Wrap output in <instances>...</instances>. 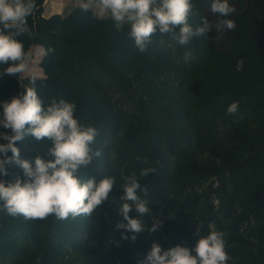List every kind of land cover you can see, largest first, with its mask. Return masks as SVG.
Masks as SVG:
<instances>
[{"label": "trees", "instance_id": "16d2710c", "mask_svg": "<svg viewBox=\"0 0 264 264\" xmlns=\"http://www.w3.org/2000/svg\"><path fill=\"white\" fill-rule=\"evenodd\" d=\"M95 1L0 0V264H264V0Z\"/></svg>", "mask_w": 264, "mask_h": 264}, {"label": "rangeland", "instance_id": "374dc122", "mask_svg": "<svg viewBox=\"0 0 264 264\" xmlns=\"http://www.w3.org/2000/svg\"><path fill=\"white\" fill-rule=\"evenodd\" d=\"M133 3L134 4L132 5L130 4L129 0H118V12L124 20H129L134 24H139L140 17L159 15V11L157 6L155 5L154 0H134ZM218 4H225L230 12H235L237 10L236 0H219ZM49 5L50 3L47 5V7ZM79 5L91 9L93 13L98 17H105L111 14V11L108 8L102 6L95 0H59L60 13L62 15H66L68 12L71 11L72 8ZM30 53L31 57L27 58L23 65L20 67V79H24L30 76L36 78H43L44 74L37 75V73L33 71L34 65L31 60L36 56L35 47L31 49Z\"/></svg>", "mask_w": 264, "mask_h": 264}, {"label": "crops", "instance_id": "0c3cea01", "mask_svg": "<svg viewBox=\"0 0 264 264\" xmlns=\"http://www.w3.org/2000/svg\"><path fill=\"white\" fill-rule=\"evenodd\" d=\"M50 3V5L47 7V5ZM59 10V11H58ZM69 13V12H68ZM67 13V14H68ZM53 14H61L60 13V6H59V0H46L45 4H44V16L45 17H50ZM43 48V47H42ZM43 52L45 54V51L43 49ZM43 54V56H44ZM42 56V57H43ZM42 57L40 58V61L42 59ZM39 61V64H40Z\"/></svg>", "mask_w": 264, "mask_h": 264}]
</instances>
